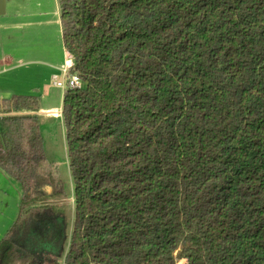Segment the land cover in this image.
<instances>
[{
    "label": "trees",
    "instance_id": "1",
    "mask_svg": "<svg viewBox=\"0 0 264 264\" xmlns=\"http://www.w3.org/2000/svg\"><path fill=\"white\" fill-rule=\"evenodd\" d=\"M58 4L86 84L63 96L73 230L65 253L38 98L0 100L22 190L0 264H264V0Z\"/></svg>",
    "mask_w": 264,
    "mask_h": 264
},
{
    "label": "rangeland",
    "instance_id": "2",
    "mask_svg": "<svg viewBox=\"0 0 264 264\" xmlns=\"http://www.w3.org/2000/svg\"><path fill=\"white\" fill-rule=\"evenodd\" d=\"M10 4L9 16L14 11L21 15L15 18L0 17V34L3 33L0 45H11L10 54L14 64L34 60L47 63L53 60L55 64L65 61L62 27L59 23L57 25L54 23L56 10L60 14L57 0H11ZM23 11L29 16L23 18ZM1 40L7 43H2ZM54 56H59L60 58H57L59 61L54 59ZM58 75L59 80L62 81V74L59 72ZM52 78L50 75L47 84L38 85V88L28 93L38 97L39 121L46 160L51 170L57 174L65 193V197L61 199V207L67 210L69 219L66 233L68 238L64 245L66 253L75 217L74 182L69 167L66 127L61 115L65 91L55 87ZM84 86L86 88V84ZM21 197L20 185L0 170V243L18 218ZM49 236L42 234L38 242L45 250L53 239L50 240ZM59 260L60 264H64L63 256ZM178 264H185V261H180Z\"/></svg>",
    "mask_w": 264,
    "mask_h": 264
},
{
    "label": "crops",
    "instance_id": "3",
    "mask_svg": "<svg viewBox=\"0 0 264 264\" xmlns=\"http://www.w3.org/2000/svg\"><path fill=\"white\" fill-rule=\"evenodd\" d=\"M10 2L11 0H8L5 16H7L8 18H15L18 15H21L14 11L11 12L9 16L8 13H9V5H11ZM22 15H23L22 17L25 18L26 15L28 14L24 13L23 11ZM55 15H56V19L54 20L55 25L59 23L61 26L60 14L58 13V10H56ZM8 27L9 26H7V28ZM2 36L3 33L0 34V38ZM1 42L7 43L4 40H1ZM10 47L11 45L9 44L0 45V100H8L11 99L13 96H34V95H29L28 92H31V90L38 88V85L40 86L41 84L42 85L47 84L50 75H52L53 77L54 75H58L59 72L61 73L62 68L67 64V59L69 57V54L67 53L66 49H64L66 55L65 61L63 60L59 64L53 63L52 62L53 60H51V63L53 65H51V63H47L42 60L24 61V62L21 61L19 62V64H14L15 62L11 58V54H10L12 52ZM57 58L60 57L54 56V59L59 61ZM38 115H40V112L38 113Z\"/></svg>",
    "mask_w": 264,
    "mask_h": 264
},
{
    "label": "built area",
    "instance_id": "4",
    "mask_svg": "<svg viewBox=\"0 0 264 264\" xmlns=\"http://www.w3.org/2000/svg\"><path fill=\"white\" fill-rule=\"evenodd\" d=\"M62 81L59 80L58 75L53 76L54 86L61 88L64 91L71 89H83L84 82L80 79L79 75L74 71V60L71 56L67 59V64L61 70Z\"/></svg>",
    "mask_w": 264,
    "mask_h": 264
},
{
    "label": "water",
    "instance_id": "5",
    "mask_svg": "<svg viewBox=\"0 0 264 264\" xmlns=\"http://www.w3.org/2000/svg\"><path fill=\"white\" fill-rule=\"evenodd\" d=\"M7 2L8 0H0V17H3L6 15Z\"/></svg>",
    "mask_w": 264,
    "mask_h": 264
}]
</instances>
